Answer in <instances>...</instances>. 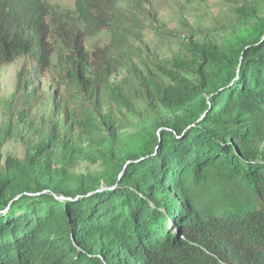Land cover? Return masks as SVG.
<instances>
[{
    "label": "trees",
    "instance_id": "1",
    "mask_svg": "<svg viewBox=\"0 0 264 264\" xmlns=\"http://www.w3.org/2000/svg\"><path fill=\"white\" fill-rule=\"evenodd\" d=\"M124 3L76 0L71 11L0 0V68L23 62L11 121L37 104L55 60L57 86L85 96L77 101L126 102L111 81L126 64ZM102 30L110 43L89 51ZM222 45L193 46L218 72L201 70L196 85L173 74L160 88L162 110L132 133L88 125L95 176L76 175L77 151L52 133L24 159L4 158L0 134V264H264V13Z\"/></svg>",
    "mask_w": 264,
    "mask_h": 264
},
{
    "label": "rangeland",
    "instance_id": "2",
    "mask_svg": "<svg viewBox=\"0 0 264 264\" xmlns=\"http://www.w3.org/2000/svg\"><path fill=\"white\" fill-rule=\"evenodd\" d=\"M49 2L60 10H75L76 0ZM261 12L264 13V0H125L118 11L117 29L125 38L126 64L111 79L124 91L126 102L121 104L103 94L77 101L85 96L78 97L57 86L60 66L55 60L51 72L38 82L37 104L24 115L15 111L19 113L11 121L7 103L15 92L23 62L1 67L0 134L6 136L4 158L24 159L29 148L52 133L58 143L66 141L77 151L72 168L76 175H97L101 164L91 159L97 147L88 125L95 122L116 135L132 133L155 116L154 109L162 110L160 88L172 84L173 74L196 85L201 80V70L204 75L218 72L214 64H204L194 56L193 46L211 43L221 47L229 30ZM111 36L106 30L99 31L87 39L86 47L89 51L104 47ZM63 121L67 130L59 129ZM260 140L264 146V121ZM171 195L176 196L174 192Z\"/></svg>",
    "mask_w": 264,
    "mask_h": 264
},
{
    "label": "water",
    "instance_id": "3",
    "mask_svg": "<svg viewBox=\"0 0 264 264\" xmlns=\"http://www.w3.org/2000/svg\"><path fill=\"white\" fill-rule=\"evenodd\" d=\"M9 209V207H7V209H5V212Z\"/></svg>",
    "mask_w": 264,
    "mask_h": 264
}]
</instances>
